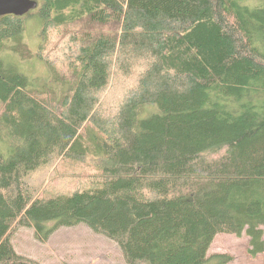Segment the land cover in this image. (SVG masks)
<instances>
[{
    "label": "trees",
    "instance_id": "1",
    "mask_svg": "<svg viewBox=\"0 0 264 264\" xmlns=\"http://www.w3.org/2000/svg\"><path fill=\"white\" fill-rule=\"evenodd\" d=\"M38 2L0 17V264H42L17 252L14 230L46 241L81 223L129 264H226L209 253L219 233L264 252V0ZM31 15L74 51L65 65L43 55L45 77L24 67ZM58 159L84 181L38 194L34 174Z\"/></svg>",
    "mask_w": 264,
    "mask_h": 264
},
{
    "label": "rangeland",
    "instance_id": "2",
    "mask_svg": "<svg viewBox=\"0 0 264 264\" xmlns=\"http://www.w3.org/2000/svg\"><path fill=\"white\" fill-rule=\"evenodd\" d=\"M104 29L100 25H92L86 30L98 33L109 32ZM75 30L79 29L75 28ZM83 31L85 32V30ZM60 37L56 36V33H52L50 38L49 35H43L39 22L31 15L24 38L35 56L30 61H25L24 65L26 66L24 67H26L27 73H34L42 77L48 75V67L42 60L43 55L49 58L51 64L59 65L62 62L61 65H65L64 60L68 62V59L74 55V51L69 50L66 37ZM15 60L23 61L18 57H15ZM138 66L142 67V62L135 64L127 74L115 75L114 84L110 86L109 91L103 97L101 107L103 112H110L109 103H118L119 98L124 95L123 93L135 83L140 70ZM87 165V171H89L95 164L89 160ZM66 169V161L58 159L50 166L35 173L30 185L32 187L36 185L39 190L38 194L41 193V195L52 191L73 190L84 181V177L79 179L77 175L86 169H77L74 170L75 172L72 169ZM68 171H71L73 176H65ZM215 236L209 253L228 254L231 260L226 264H264V252L257 256H251L249 253V237L245 234L237 236L219 233ZM11 240L17 252L42 264H129L117 242L95 231L85 223L60 227L46 241L38 239L32 227H20L12 232Z\"/></svg>",
    "mask_w": 264,
    "mask_h": 264
},
{
    "label": "water",
    "instance_id": "3",
    "mask_svg": "<svg viewBox=\"0 0 264 264\" xmlns=\"http://www.w3.org/2000/svg\"><path fill=\"white\" fill-rule=\"evenodd\" d=\"M38 5V0H0V17L6 14L22 16L36 9Z\"/></svg>",
    "mask_w": 264,
    "mask_h": 264
}]
</instances>
